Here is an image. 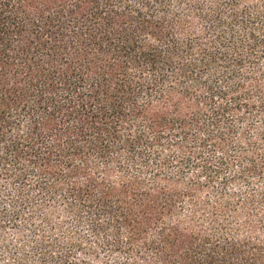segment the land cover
<instances>
[{
    "label": "trees",
    "instance_id": "1",
    "mask_svg": "<svg viewBox=\"0 0 264 264\" xmlns=\"http://www.w3.org/2000/svg\"><path fill=\"white\" fill-rule=\"evenodd\" d=\"M0 264H264V0H0Z\"/></svg>",
    "mask_w": 264,
    "mask_h": 264
}]
</instances>
